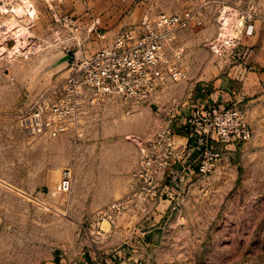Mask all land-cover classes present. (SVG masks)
Returning a JSON list of instances; mask_svg holds the SVG:
<instances>
[{
    "label": "rangeland",
    "instance_id": "1",
    "mask_svg": "<svg viewBox=\"0 0 264 264\" xmlns=\"http://www.w3.org/2000/svg\"><path fill=\"white\" fill-rule=\"evenodd\" d=\"M187 12L195 20L169 46L184 80L130 115L113 99L90 108L78 133L25 132V113L73 64L146 18ZM220 81L231 83L229 106L243 112L250 137L214 136L187 156L182 134L201 109L191 98ZM169 130L177 150L160 170ZM67 167L74 184L64 195ZM62 259L264 264V0H0V264Z\"/></svg>",
    "mask_w": 264,
    "mask_h": 264
},
{
    "label": "built area",
    "instance_id": "2",
    "mask_svg": "<svg viewBox=\"0 0 264 264\" xmlns=\"http://www.w3.org/2000/svg\"><path fill=\"white\" fill-rule=\"evenodd\" d=\"M195 18L194 12L183 15L162 13L152 22L146 18L136 29L116 34L111 45L73 64L63 83L35 101L34 107L22 119L25 132L57 137L71 128L78 133L87 111L109 99L119 101L127 115L149 104L162 86L186 78L184 70L171 59L169 46ZM64 21L72 23L71 18H64ZM98 37L104 40L106 35L98 34ZM51 95L53 100L49 102ZM189 123L195 125L189 137H197L201 146L214 136L222 142L245 141L250 137L245 116L235 107L201 108L197 120H188ZM165 135L160 170L171 166L177 150L171 131H165ZM209 167L205 164L201 171H210ZM73 184V171L67 167L57 185L58 193L72 194ZM122 206L123 203L118 202L112 207L119 209Z\"/></svg>",
    "mask_w": 264,
    "mask_h": 264
},
{
    "label": "crops",
    "instance_id": "3",
    "mask_svg": "<svg viewBox=\"0 0 264 264\" xmlns=\"http://www.w3.org/2000/svg\"><path fill=\"white\" fill-rule=\"evenodd\" d=\"M232 90L231 83L225 82L222 83L216 82L214 85L209 86H198L197 90H195L194 96H192L191 101H196L198 106L201 108H216V107H226L229 106L230 100L232 99ZM189 101L185 103L187 105ZM189 110V107L182 108L181 113L186 114V111ZM181 132V131H180ZM182 133V132H181ZM184 139L186 141L185 145H188V149L186 148L185 153L190 154V156L200 153L203 146L197 143V137H190L187 133H183ZM55 264H64L63 261H56Z\"/></svg>",
    "mask_w": 264,
    "mask_h": 264
},
{
    "label": "water",
    "instance_id": "4",
    "mask_svg": "<svg viewBox=\"0 0 264 264\" xmlns=\"http://www.w3.org/2000/svg\"><path fill=\"white\" fill-rule=\"evenodd\" d=\"M69 60H70L69 57H64V58L57 60L54 65L62 64V63L68 62Z\"/></svg>",
    "mask_w": 264,
    "mask_h": 264
},
{
    "label": "bare ground",
    "instance_id": "5",
    "mask_svg": "<svg viewBox=\"0 0 264 264\" xmlns=\"http://www.w3.org/2000/svg\"><path fill=\"white\" fill-rule=\"evenodd\" d=\"M27 4V3H26ZM29 4V3H28ZM28 4H27V6H28ZM26 6V5H25ZM30 6V5H29ZM25 8H27V7H25ZM22 11H24V10H22ZM19 12H21V11H19ZM24 13V12H23ZM25 13H26V11H25ZM19 14V13H18ZM240 25H241V23H240ZM239 27H241V26H239ZM24 30H25V28H24ZM226 30H228V25L226 26ZM25 32V31H24ZM26 33V32H25ZM28 36V35H27ZM25 38H26V36H25ZM28 38V37H27ZM26 38V39H27ZM3 50L1 49V52H2Z\"/></svg>",
    "mask_w": 264,
    "mask_h": 264
}]
</instances>
